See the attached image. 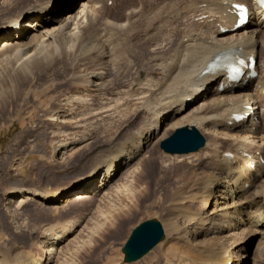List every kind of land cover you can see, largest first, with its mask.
<instances>
[{
  "label": "bare ground",
  "instance_id": "1",
  "mask_svg": "<svg viewBox=\"0 0 264 264\" xmlns=\"http://www.w3.org/2000/svg\"><path fill=\"white\" fill-rule=\"evenodd\" d=\"M109 1L116 3V0L0 1V72L19 71L32 77L35 68L65 62L70 72L69 84L88 96H97L113 86L114 78L121 75L119 65L126 49L146 50V62L150 64L147 67L160 70L158 80L146 76L143 79L147 70L138 71V80L132 88L147 90L136 95L143 104L140 109L146 115L145 123L127 140L114 143L116 150L109 156L96 155L90 164L91 176L82 182L78 193L58 197L62 192L20 191L8 194L17 196L11 203H23L30 197L52 205L82 203L92 197L91 193L81 192L82 189L86 191L98 177L101 178L95 185L97 193L114 185L122 170H127L144 150L152 149L149 144L152 139L157 143L163 140L168 129L196 128L210 137L205 152L192 162L201 168L180 174L173 164H154L150 158L149 163L160 177L154 183H145L144 166L148 161L145 159L138 171L131 172L133 181L123 190L128 188L131 193L123 202L128 199L132 204L158 197L156 205L162 208L169 205L167 240L160 244L168 264H241L244 247L237 252L238 241L221 245L216 243L219 237L216 236L209 244L197 245L194 235L230 233L233 227L246 223L264 239V178L258 182L264 175V135H260L264 134V11L258 8V0H146L123 4L121 16L115 14L114 3V7H109ZM234 4L250 8L248 23L238 29ZM120 42L126 43V49L123 50L122 44L119 50ZM220 55L248 61L256 58L258 76L251 79L247 70L239 83L220 92L219 86L229 83L226 74L207 73L210 63ZM96 56L100 58L98 64L90 67L89 61ZM77 102L81 106L90 105L92 100L80 98ZM113 107L95 110L92 115L107 116ZM54 115L51 121L60 124H68L71 117L66 105L55 108ZM237 115L244 116V120L237 121ZM254 184L258 191L250 194L245 204L244 198ZM217 198L232 204L219 212L221 202ZM200 200L206 207L196 210L195 204ZM201 212H205L203 216ZM224 217L228 221H223ZM207 224L209 228L205 229ZM51 228L41 238L40 244L48 245L43 257L37 258L30 252L17 253L11 259L13 263L50 264L51 256L61 249L74 226ZM97 255L91 254L89 264H95Z\"/></svg>",
  "mask_w": 264,
  "mask_h": 264
},
{
  "label": "rangeland",
  "instance_id": "2",
  "mask_svg": "<svg viewBox=\"0 0 264 264\" xmlns=\"http://www.w3.org/2000/svg\"><path fill=\"white\" fill-rule=\"evenodd\" d=\"M138 1L147 2L116 0V3L109 1V7L114 3L115 14L122 16L123 4L138 3ZM13 14L9 13V15ZM119 44V50H122L124 42L117 45ZM124 46L123 50L126 49V43ZM126 50H124L126 55L123 54V61L119 65L121 75L119 78H114L115 84L101 93L102 96L101 94L88 96V93L77 90L69 84L70 72L65 62L55 61L39 70L35 68L32 77L19 71L0 72V264H14L11 259L17 253L30 252L29 254L32 253L38 256L37 258L43 257L44 249L48 245H41V238L46 230L52 229L51 227L61 229L74 226L61 249L51 256L50 264H89V258L94 252L98 253L95 264H127L124 262L122 249L139 224L148 220H158L166 231L170 219L169 205L165 208L156 205L158 197L148 201L136 200L132 205L128 199L123 202V199L131 193L130 189L126 188L127 192L124 191L127 196H124L123 190L133 181L131 172L138 171L141 161L145 159L148 160L144 166L145 183H154L160 177L159 172L149 163L150 158L153 159L154 164L155 162L163 166L173 164L180 174H189L194 168L200 169L199 165L195 167L192 162L205 152L210 140V137L201 131L206 140L204 149L198 153L173 156L160 149L161 142L176 132L175 128L168 129L163 140H158L157 143L152 139L149 143L152 149L144 150L127 170L120 172L114 185L97 193L98 181L101 178L98 177L92 186L86 188V191L82 189L81 192L91 193L92 197L77 205H52L33 197L23 203L12 204L11 201L17 196L15 194L8 196L10 193L20 191L42 194L62 192L58 197H68L78 193L82 182L91 176L90 164L96 155L109 156L116 150L117 145L114 143L127 140L136 129L142 127L146 115L141 111L143 104L136 95L147 90L136 91L132 85L138 80V71L141 68L147 70L143 79L146 76L158 80L160 70L153 66L148 68L150 64L147 63L146 50L135 48V52L133 47ZM97 58V63L95 60L89 61L90 67L98 64L100 58ZM253 87L250 89H254ZM80 98H87L92 102L90 105L86 104V106L83 103L81 106L77 102ZM61 105H66L71 115L67 119L68 124L51 121L55 116L54 109ZM110 105H114L113 111L107 116L92 115L95 110L99 111ZM262 178L264 175L258 179V182ZM257 184L249 189L247 197L244 198L245 204L248 202V196L258 191ZM217 200L221 202L218 204L219 212H223L224 208L232 204L231 201L219 198ZM202 201L195 204L196 210L206 207V203ZM212 202L214 204L215 200ZM120 213L124 216L120 217ZM204 213L201 212L200 216ZM242 217L246 221L247 216L244 214ZM223 221L228 219L224 217ZM245 224L242 223L241 228L233 227L234 231L230 233L194 235L197 239L195 244H209L216 236H219V239L215 240L216 243L221 245L227 243L228 246L238 241L240 244L237 247L239 249H236L237 252L244 247L241 264H264V239H261L260 234L249 224ZM204 228L208 229L209 225ZM190 233H193V229H190ZM166 240L167 236L162 244ZM161 246L156 247L141 260L130 264H166L167 261L161 254ZM204 248L206 251L207 247Z\"/></svg>",
  "mask_w": 264,
  "mask_h": 264
},
{
  "label": "water",
  "instance_id": "3",
  "mask_svg": "<svg viewBox=\"0 0 264 264\" xmlns=\"http://www.w3.org/2000/svg\"><path fill=\"white\" fill-rule=\"evenodd\" d=\"M205 145L206 140L198 129L184 127L162 141L160 148L170 155H189L199 152ZM165 238V231L160 221L148 220L139 224L132 231L122 249L125 263L130 264L141 260L159 246Z\"/></svg>",
  "mask_w": 264,
  "mask_h": 264
}]
</instances>
